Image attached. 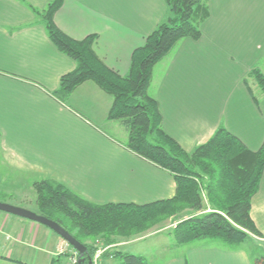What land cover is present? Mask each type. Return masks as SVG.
Listing matches in <instances>:
<instances>
[{
    "label": "crops",
    "instance_id": "obj_1",
    "mask_svg": "<svg viewBox=\"0 0 264 264\" xmlns=\"http://www.w3.org/2000/svg\"><path fill=\"white\" fill-rule=\"evenodd\" d=\"M51 1L0 0L2 168L14 170L12 183L48 179L95 205L171 199L173 175L130 151L127 132L107 118L111 96L91 81L65 100L54 95L76 63L45 31L40 14ZM203 1L208 14L200 37L180 40L154 66L148 94L158 104L163 131L186 153L219 128L256 152L264 141V95L251 72L264 76V0ZM166 12L165 0H64L54 23L75 41L95 36L94 53L125 76L132 53ZM250 217L261 237L249 241L264 243V169ZM200 241L174 243L181 254L163 264H253L255 259L244 243ZM60 242L50 229L0 212V263L65 264L64 256L55 255Z\"/></svg>",
    "mask_w": 264,
    "mask_h": 264
},
{
    "label": "trees",
    "instance_id": "obj_2",
    "mask_svg": "<svg viewBox=\"0 0 264 264\" xmlns=\"http://www.w3.org/2000/svg\"><path fill=\"white\" fill-rule=\"evenodd\" d=\"M63 1L52 0L40 14L50 41L76 63L72 72L60 78L54 95L65 100L81 83H95L112 97L107 118L120 122L127 132V148L171 173L176 189L171 199L146 205H95L45 179L35 185L40 215L59 224L82 244L84 239L100 236L108 245L112 244L108 240L111 236L129 237L143 232L186 208L205 211L199 183L207 180L203 191L209 212L180 220L171 231L175 244L219 240L236 245L261 237L251 220L250 207L264 169V141L258 151L252 152L219 128L205 144L186 153L163 131L158 104L148 94L154 66L180 40L200 37V24L208 14L204 1L165 0L163 22L132 53L125 76L107 68L97 57L92 47L95 36L75 41L57 28L54 15ZM251 74L264 95V76L257 69ZM84 245L87 253L83 264H88L95 249ZM109 257L115 264H148L142 256L116 249L104 255V259ZM253 264H264V256L255 258Z\"/></svg>",
    "mask_w": 264,
    "mask_h": 264
},
{
    "label": "rangeland",
    "instance_id": "obj_3",
    "mask_svg": "<svg viewBox=\"0 0 264 264\" xmlns=\"http://www.w3.org/2000/svg\"><path fill=\"white\" fill-rule=\"evenodd\" d=\"M262 65H264V63H262L261 66ZM261 70L264 73V66L263 68L261 67ZM1 161L3 160L0 159V203L3 202L11 205L24 207L25 209H28L29 211L40 215L39 207L36 201L37 194L35 190V185L37 183L39 184L40 182H42L43 179L36 177L37 179L33 180L32 178V181H29V179L26 178V181L21 182L20 184H17L16 182L12 183V171L14 170L4 168V166L2 168V164L4 163ZM206 181L207 180H203V183H199V188L203 197V204L207 208L205 209V211L193 212L186 208L182 211V213L176 215V217L174 216L160 219L157 223L153 224L151 227L144 230L143 232L134 234L129 237L111 236L108 238V240L112 244L108 245L105 244V240L102 239V237L100 236H96L94 239H84L82 241L84 242V244L89 245L92 248H94L95 245L98 247L113 246V250L116 249L129 254L142 256L146 259L148 264H163L168 261L169 258H172V256L181 254V251L176 249V244L174 245V237L171 235V231L175 227V225L180 220L186 219L190 216L202 215L205 212H209V207L207 205V201L205 200V194L203 191ZM155 233L156 235L153 237H150L148 239L143 238V236L145 237V235L147 236ZM208 241L209 240H206L205 242ZM194 242V244H199V242L202 241ZM244 247L245 249H248L252 258L264 256V243L260 242L259 240L253 239L252 242H250L249 240L248 242L245 241ZM14 264L33 263L23 262L19 260V262ZM103 264H115V262H113L112 259H108L104 261Z\"/></svg>",
    "mask_w": 264,
    "mask_h": 264
},
{
    "label": "water",
    "instance_id": "obj_4",
    "mask_svg": "<svg viewBox=\"0 0 264 264\" xmlns=\"http://www.w3.org/2000/svg\"><path fill=\"white\" fill-rule=\"evenodd\" d=\"M0 212L28 220L39 225H42L52 232H54L59 238L67 242L72 248H74L79 254L78 264H83V257L87 253V248L84 244L77 241L71 234H69L64 228H62L56 222L46 218L45 216L38 215L28 209L17 207L7 203H0ZM88 264H91L90 258H88Z\"/></svg>",
    "mask_w": 264,
    "mask_h": 264
},
{
    "label": "built area",
    "instance_id": "obj_5",
    "mask_svg": "<svg viewBox=\"0 0 264 264\" xmlns=\"http://www.w3.org/2000/svg\"><path fill=\"white\" fill-rule=\"evenodd\" d=\"M94 253L90 259L91 264H103L104 261L112 259L111 257L104 259V255L113 249V246L98 247L95 245ZM55 255L64 256L66 258L65 264H78L79 254L67 242L61 241L56 248Z\"/></svg>",
    "mask_w": 264,
    "mask_h": 264
}]
</instances>
